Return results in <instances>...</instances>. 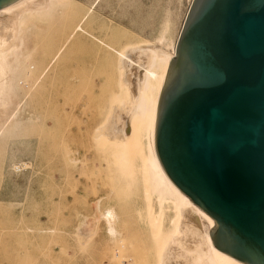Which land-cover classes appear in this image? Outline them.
I'll list each match as a JSON object with an SVG mask.
<instances>
[{"label":"rangeland","instance_id":"1","mask_svg":"<svg viewBox=\"0 0 264 264\" xmlns=\"http://www.w3.org/2000/svg\"><path fill=\"white\" fill-rule=\"evenodd\" d=\"M191 1L69 0L72 11L90 13L86 33L67 48L62 64L49 79L50 87H41L38 100L44 103L37 110L35 133L17 147V154L20 149L23 152L13 159L20 161V167L7 172L9 168L3 166L10 156L7 152L0 156V264H114V246L104 231L106 210L115 214L116 225L119 218L122 235L133 236L129 237L134 240L130 246L139 241L137 238L144 242L150 237L135 215L133 201L118 197L106 159L95 157L96 136L110 116L107 108L120 101L121 74L114 52L118 59L131 47L156 48L169 54ZM8 17L2 19L7 34L13 23ZM2 33L0 38L7 39ZM110 34L117 43L95 41H107ZM39 48L42 52L51 49L46 43ZM145 59L141 57L138 64H146ZM84 106L89 107L90 117L82 115ZM72 112L76 121H83L81 126L75 124V138L67 127ZM95 218L99 230L92 233L89 251L82 247L80 230ZM134 249L128 248L131 253ZM136 250L140 264H158L157 253Z\"/></svg>","mask_w":264,"mask_h":264},{"label":"water","instance_id":"2","mask_svg":"<svg viewBox=\"0 0 264 264\" xmlns=\"http://www.w3.org/2000/svg\"><path fill=\"white\" fill-rule=\"evenodd\" d=\"M153 145L170 182L213 219L212 247L264 264V0L191 1Z\"/></svg>","mask_w":264,"mask_h":264},{"label":"bare ground","instance_id":"3","mask_svg":"<svg viewBox=\"0 0 264 264\" xmlns=\"http://www.w3.org/2000/svg\"><path fill=\"white\" fill-rule=\"evenodd\" d=\"M70 5L69 0H16L0 9V31L4 32V37L7 28L2 19L9 16L7 20L13 22L7 39L0 38V156L4 152L10 156L9 163L3 166L9 168L5 170L7 172L20 167V161L13 160L23 152L19 148L21 153L17 154V147L35 133L37 110L44 103L38 100L41 87H50L49 79L62 64L67 48L86 33L85 25L91 17L89 12L78 14L70 9ZM164 40L163 37L161 42ZM176 40L169 54L162 50L158 52L160 49L156 51V48L131 47L127 53L119 55L120 59L117 52L113 55L121 74L120 101L107 108L110 116L96 136L98 150L94 155L97 158L103 155L106 159L108 174L113 176L120 193L118 197L133 201L135 215L150 237L144 242L137 238L139 241L130 246L134 240L132 242L129 237L133 236L122 235L119 218L116 225L115 214L104 211V231L114 246L111 258L114 264H140V252L136 249L141 250L145 245V250L141 251L148 255L157 253L160 256L158 264H242L212 247L209 230L214 225L213 219L170 182L154 151L155 103L174 56ZM95 41L118 42L113 34L107 41L98 38ZM43 43L51 49L42 52L39 45ZM141 57L146 58V64H138ZM86 107L81 113L90 117V109ZM75 118L72 112L67 124L69 134L74 138L75 124L81 126L83 123ZM98 230L97 218L87 221L81 228L83 249H92V233ZM132 246H135L133 253L128 250Z\"/></svg>","mask_w":264,"mask_h":264}]
</instances>
